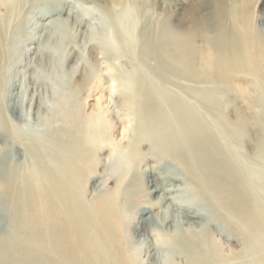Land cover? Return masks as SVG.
<instances>
[{"label":"bare ground","instance_id":"obj_1","mask_svg":"<svg viewBox=\"0 0 264 264\" xmlns=\"http://www.w3.org/2000/svg\"><path fill=\"white\" fill-rule=\"evenodd\" d=\"M41 1L49 0H0V233L7 227L0 264H139L141 253L159 245L185 264H264V40L250 9L220 5L212 27L199 5L173 18L148 15L146 0H81L86 18L111 29V42L99 38L105 24L99 35L86 29L96 43L78 70L67 66L71 93H61L57 125L36 137L19 124L32 107V96L24 98L29 85L44 81L29 77L13 94L6 66L22 67L7 49L12 29L35 16ZM46 9L60 16L64 6ZM69 18L61 66L76 56L64 52L88 24L82 14ZM37 54L44 63L50 56ZM245 78L244 87L235 84ZM107 97L122 121L110 117ZM89 98L86 113L80 108ZM101 148L117 156L123 173L110 193L102 190L106 180L94 183L89 198L87 181L105 175L92 159ZM146 151L169 168L134 173ZM171 192L185 198L177 203ZM165 204L158 220L153 212ZM128 208L137 221L125 220ZM168 223L174 229L165 232ZM125 229L136 231L143 251ZM151 232L159 245L147 244ZM214 234L240 250L223 254Z\"/></svg>","mask_w":264,"mask_h":264},{"label":"rangeland","instance_id":"obj_2","mask_svg":"<svg viewBox=\"0 0 264 264\" xmlns=\"http://www.w3.org/2000/svg\"><path fill=\"white\" fill-rule=\"evenodd\" d=\"M102 2H106V0H101ZM147 3L143 6L146 9V13L151 15L152 17L166 15L182 18L188 14L190 5H199L201 7L200 14L204 18L206 24H210V26L214 27L217 20V12L220 5L226 7L229 12L233 9V7L237 4H245L249 9L251 14H253V24L256 28V31L264 40V0H146ZM156 2V3H155ZM199 2V3H198ZM33 9L35 10L33 17H28L25 19L22 25L18 26L17 29H12L13 35L12 36V44L7 48L12 55L13 61L17 62V65H22V67H16L12 63H8L6 66L7 70V78L9 77V82L15 81L13 85V94H17L23 91L24 86L27 82L29 77L38 78L40 77L44 83H31L29 85L28 92L24 94V98H29L32 96L33 102L31 109H27V113L25 114V124H19L20 127L27 131V133H32L33 136L42 137L45 135L49 130L53 128V124L56 120H54V116L61 112V105L65 102L61 97L62 92H67L70 94L71 91L68 88L70 83V77L67 74V66L68 68L73 67L74 70L79 69V64L84 63L86 60V49L88 44L96 43V39L94 35L87 34L86 29H89L93 34L99 35L101 32L102 36L99 38L105 44H110L111 40V29H108L105 22L97 21L94 19L86 18L85 14L88 11L85 9L83 5H81V0H49V1H41L38 3L33 4ZM57 5V7H63L64 10L62 11L60 16H51L48 14L46 9L48 6L53 7ZM149 6V7H148ZM152 8V9H151ZM148 10V11H147ZM152 10V12H151ZM253 10V11H251ZM68 11V12H67ZM74 13L82 14V17L88 22V24H82L81 27L78 29L79 33H84L82 37L78 36L75 40V43L69 46L65 50V54L70 50V52H75L76 56H74L70 61L67 62L66 65L61 66L60 55L64 50V41L67 38L65 35L64 29H68L65 27V23H74V20L69 18L67 20V14ZM153 13V15H152ZM78 16V15H77ZM67 20V21H66ZM58 21V22H56ZM255 21V22H254ZM105 24V28L103 27ZM44 25L47 29L42 31V27ZM229 25V24H228ZM104 28V31L98 32V28ZM37 29V30H35ZM77 32V33H78ZM78 33V35H79ZM44 34L45 37H44ZM85 36V38L83 37ZM21 48L25 49L21 51ZM36 48V49H35ZM37 49L41 50L44 54L49 53L50 56L46 57V63L41 59L40 55H35V51ZM29 51L28 54L26 52ZM34 53V54H33ZM41 60V61H40ZM42 64V65H40ZM27 65V66H26ZM26 66V67H24ZM78 67V68H77ZM66 73V74H64ZM242 81V82H241ZM250 82V79L245 78L244 80H240L235 84L244 87L247 83ZM107 86V84H104ZM252 89H250V93L253 94V84H250ZM238 98L241 96L238 93H234ZM107 95V93H106ZM38 98V102H34L35 98ZM50 97V98H49ZM94 99V98H93ZM92 98L88 99V107L83 108L81 104V108L86 113L89 112L90 108L94 106V101ZM73 102V101H72ZM80 105V102L77 101ZM106 107L110 117L114 118L113 120L122 121L123 114L119 112L114 104V100L110 98L105 99ZM76 103V102H75ZM74 105V108L77 107V103ZM121 104V103H120ZM119 105V104H118ZM59 106V107H58ZM54 115V116H53ZM53 121V122H52ZM3 143V142H2ZM125 145H123L124 147ZM145 149V148H144ZM151 152L144 153L142 156L143 163L138 167L135 165L134 173H140V170L143 172H153L157 171L159 167L162 169L169 168V165L165 162H158L154 155L149 154ZM92 156L97 164V171L100 173L101 171H105V175L103 178L94 177V179H89L87 181V191L90 192L89 198H91L92 194L91 190L93 189L94 183H97L102 180V182L106 180L104 185L102 186L103 193H110L113 191L116 186L117 182L120 181L122 176V169L120 166V160L117 156L110 152L107 148H101L98 151L92 153ZM145 160V161H144ZM145 164V165H144ZM168 166V167H167ZM148 170V171H147ZM93 178V177H90ZM139 180V181H138ZM136 180V184L138 186H144L142 179L140 177ZM141 180V181H140ZM140 182V183H139ZM135 183V181H134ZM142 183V184H141ZM176 183V182H175ZM178 185V183H176ZM188 189V187H183V189ZM190 188V187H189ZM138 190V189H137ZM136 190V191H137ZM139 189L138 191H140ZM165 191L168 188H164ZM169 198L173 199L177 203L185 198L181 196L177 192H171L168 195ZM187 199V198H186ZM168 205V204H167ZM165 204L159 209L154 210L153 214L157 215L158 220L160 214L165 210L167 207ZM131 211L130 208L124 210V216H126V221H137L138 215L133 213H129ZM131 214L133 217H131ZM129 216V217H128ZM129 218V219H127ZM134 218V219H132ZM127 223V222H126ZM174 224L168 223L164 227V231L168 232L173 230ZM129 228L128 225H125L124 228ZM7 229V227H5ZM3 227L2 232L0 233V240L4 237L7 233ZM185 228V229H184ZM189 225H184L183 229L187 230ZM6 231V232H5ZM125 232H129V236L133 238V245L137 250L143 251L144 246L142 240L135 239L137 235L136 231L131 233L129 229H125ZM152 235V236H151ZM158 234L156 232H151L150 236L147 238L148 245H159L160 241L158 240ZM223 238V239H222ZM214 239L217 243L221 244L222 246V253L227 254L231 251H238L240 247L237 243L231 242L229 240H225V237L214 234ZM223 241V242H222ZM225 241V242H224ZM227 242V243H226ZM136 243V244H135ZM224 243V244H223ZM230 243V244H229ZM228 244V246H227ZM167 246V247H166ZM166 247V248H165ZM238 247V248H237ZM227 248V249H226ZM234 249V250H233ZM238 249V250H237ZM169 251V252H168ZM137 252V251H135ZM171 252V253H170ZM225 252V253H224ZM171 255V257H170ZM176 258H175V257ZM182 257V258H181ZM184 256L177 253L170 249L168 245H159L157 246L156 250L151 251L148 250L147 253H141L139 257V264H185Z\"/></svg>","mask_w":264,"mask_h":264}]
</instances>
